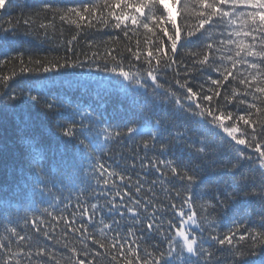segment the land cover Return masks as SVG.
Segmentation results:
<instances>
[{"label":"snow or ice","instance_id":"obj_1","mask_svg":"<svg viewBox=\"0 0 264 264\" xmlns=\"http://www.w3.org/2000/svg\"><path fill=\"white\" fill-rule=\"evenodd\" d=\"M27 7L0 0V67L19 66L0 73V159L12 121L14 172L40 198L23 215L0 202V264H264V0H42L11 16ZM98 26L128 38L127 56L92 39L77 47ZM140 29L143 46L131 43ZM28 37L64 55L26 59ZM31 74L51 75L17 81ZM56 79L126 81L141 90L136 112L49 97Z\"/></svg>","mask_w":264,"mask_h":264},{"label":"trees","instance_id":"obj_2","mask_svg":"<svg viewBox=\"0 0 264 264\" xmlns=\"http://www.w3.org/2000/svg\"><path fill=\"white\" fill-rule=\"evenodd\" d=\"M42 0H18L20 5H24L27 3L29 7L23 9H16L11 12V16L13 18H19L21 15H27L32 7H39ZM51 2L57 3L59 6H72L74 4L80 3V0H51ZM7 18V17H6ZM177 20H180V17H177ZM2 22V21H0ZM58 27H60V22L57 21ZM63 31L65 38H70L72 34H74V28L72 26L63 25ZM23 32L24 29L22 28ZM118 37V40L109 41V37ZM131 36V33H130ZM146 36H150V34L146 33L143 29L139 30V35L132 37L131 43L134 44L136 39L141 40V45L143 46V41ZM92 39L97 43L105 42L102 47H116L125 56L127 53L124 52V47L129 44L128 38H125L122 32L112 29V28H102L98 26L97 29H87L86 33L82 37L81 43L77 45L78 48H81L83 51H87V48L83 44V40ZM18 47H20L18 45ZM22 51H25V58L27 59L28 55H32L34 58H43V57H56L63 56L64 49L63 47L58 46L56 41H48L42 42L40 40L32 39L28 37L25 39L21 47ZM14 55V53H13ZM185 62H187V57L181 55L180 57ZM13 69L17 72L19 70V66L14 62L9 63L7 66L0 67V73H9ZM72 71V70H69ZM76 71H80L79 69ZM84 71H87L85 69ZM46 75L51 74H31L25 76H17V81L20 83H26L29 81H39L43 79ZM96 75H101L96 73ZM168 80H173V74L168 75ZM182 78V77H181ZM109 79H113L109 77ZM119 79V78H115ZM206 77H198L199 82ZM230 83H232L230 78ZM122 87H112L109 85H97L95 80H86L82 81L80 84L69 83L68 79H56L55 81H50L47 83V92L49 97L59 96L64 100L66 104L76 103L81 104L82 106L91 105L92 108L97 109L98 111H102L106 116L111 114L125 115L128 113L136 112L134 107V101H139L140 99V91L136 89L134 86L129 85L126 81L122 82ZM227 87V85H226ZM242 89V86H240ZM32 115L38 118V114L41 112L39 108L30 109ZM137 114V118H139V113ZM7 131L3 133L5 140L7 142L8 149L3 158L0 159V202L7 201V206L9 209V214L11 215H23L25 210L28 209L29 205L33 203V200H39V193L33 196V193L29 190L27 193L22 191V187H24L23 177L16 174L13 169L14 162H17L20 157V153L22 151L20 144L18 143V136L15 127V123L12 121H7ZM49 127L54 128V124H49ZM49 142L52 144L53 148L60 147L57 142L50 138ZM62 150V149H61ZM137 171L139 169L137 168ZM130 174H133L135 179V174L132 173L131 169H129ZM65 183L68 184L69 181L65 180ZM64 195H68L65 191ZM163 196V193L160 194ZM74 203V201H73ZM250 209L254 210L256 205H250ZM169 219H175L169 215ZM229 227L231 226V222H228ZM223 231H227V227L222 226ZM5 236L4 230L0 227V239ZM72 239L71 236L68 238ZM45 243L44 241H41ZM49 248L55 247L57 249V256L61 254V252L66 253V250L63 249V240H60L58 243L54 240H49L46 242ZM260 256L255 257V259H260Z\"/></svg>","mask_w":264,"mask_h":264}]
</instances>
